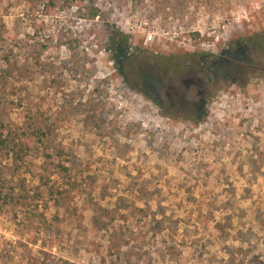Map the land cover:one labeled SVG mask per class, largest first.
Masks as SVG:
<instances>
[{
  "label": "rangeland",
  "instance_id": "rangeland-1",
  "mask_svg": "<svg viewBox=\"0 0 264 264\" xmlns=\"http://www.w3.org/2000/svg\"><path fill=\"white\" fill-rule=\"evenodd\" d=\"M92 1L0 0V57L35 70L0 83V119L37 115L69 168L2 163L0 264H264V45L234 47L264 0Z\"/></svg>",
  "mask_w": 264,
  "mask_h": 264
},
{
  "label": "trees",
  "instance_id": "trees-1",
  "mask_svg": "<svg viewBox=\"0 0 264 264\" xmlns=\"http://www.w3.org/2000/svg\"><path fill=\"white\" fill-rule=\"evenodd\" d=\"M86 1L87 3L84 4V0H62V3L67 6L72 5V3H74L73 5H78L79 17L91 21L99 17L101 12L92 0ZM46 2L53 4L54 0H46ZM256 36L257 39L254 37L251 39H236L234 41L235 50L242 49L243 46H248L249 49H257V45L260 41L261 46H263L264 35L257 34ZM129 38L130 36L128 34L118 29H111L106 36L107 49L127 47L130 44ZM32 51L36 52L33 54L36 61L38 56L37 44L32 45ZM0 59L2 61L1 66L3 67L2 70H0V83L2 84H11L17 81L16 77L22 73L30 75L35 71L30 69L27 65H24V67L18 65L17 60L10 61L5 52L1 54ZM19 100L21 101V99ZM2 107L3 106H1V108ZM203 114H206V111L203 110ZM52 131V126L41 123L37 115L23 118L20 123L15 122L11 125L3 124V121L0 119V176L2 175V163L11 161L15 163V165H21L23 163V158L28 155L30 149L34 146H39L41 148V157H43L44 162L47 163L48 166L60 171L64 176L68 175L69 168L65 166L63 159H61L63 149L53 144L51 137ZM3 195L6 196L7 194L0 190V199L4 197ZM155 222L159 224V222L153 221V223Z\"/></svg>",
  "mask_w": 264,
  "mask_h": 264
},
{
  "label": "flooded vegetation",
  "instance_id": "flooded-vegetation-1",
  "mask_svg": "<svg viewBox=\"0 0 264 264\" xmlns=\"http://www.w3.org/2000/svg\"><path fill=\"white\" fill-rule=\"evenodd\" d=\"M181 86L175 88L173 84L168 85L169 90L173 91L174 96L177 100L182 102H192L191 97L202 96L205 89V81L201 80V78L196 74H190V76L186 77L184 80L180 81ZM170 97V94H168ZM189 98V99H188ZM171 101V99H169ZM173 105L171 101L170 106Z\"/></svg>",
  "mask_w": 264,
  "mask_h": 264
},
{
  "label": "built area",
  "instance_id": "built-area-1",
  "mask_svg": "<svg viewBox=\"0 0 264 264\" xmlns=\"http://www.w3.org/2000/svg\"><path fill=\"white\" fill-rule=\"evenodd\" d=\"M151 35H152V32L150 33H148L147 34V36H146V38H145V42H147L149 39H151Z\"/></svg>",
  "mask_w": 264,
  "mask_h": 264
}]
</instances>
